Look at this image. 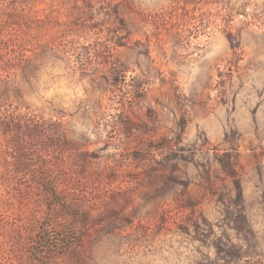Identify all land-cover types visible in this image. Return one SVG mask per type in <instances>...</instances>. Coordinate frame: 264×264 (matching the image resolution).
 Here are the masks:
<instances>
[{"label":"rangeland","instance_id":"obj_1","mask_svg":"<svg viewBox=\"0 0 264 264\" xmlns=\"http://www.w3.org/2000/svg\"><path fill=\"white\" fill-rule=\"evenodd\" d=\"M0 264H264V0H0Z\"/></svg>","mask_w":264,"mask_h":264},{"label":"trees","instance_id":"obj_2","mask_svg":"<svg viewBox=\"0 0 264 264\" xmlns=\"http://www.w3.org/2000/svg\"><path fill=\"white\" fill-rule=\"evenodd\" d=\"M51 192L53 193V194H55V192L51 189ZM43 239H45V237L43 238ZM42 239V240H43ZM45 240H47L46 242H48V243H50L48 240H49V238H46ZM44 241V240H43Z\"/></svg>","mask_w":264,"mask_h":264}]
</instances>
